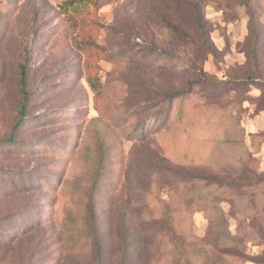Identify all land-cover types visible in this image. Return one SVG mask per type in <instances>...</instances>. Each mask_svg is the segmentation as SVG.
<instances>
[{"label": "rangeland", "instance_id": "obj_1", "mask_svg": "<svg viewBox=\"0 0 264 264\" xmlns=\"http://www.w3.org/2000/svg\"><path fill=\"white\" fill-rule=\"evenodd\" d=\"M0 264H264V0H0Z\"/></svg>", "mask_w": 264, "mask_h": 264}, {"label": "trees", "instance_id": "obj_2", "mask_svg": "<svg viewBox=\"0 0 264 264\" xmlns=\"http://www.w3.org/2000/svg\"><path fill=\"white\" fill-rule=\"evenodd\" d=\"M248 80H250V79H248ZM20 83H21V89L23 92V96L25 98L26 97V93H25L26 91H25V70H24V68L21 70ZM23 116H24V104L21 105L19 108L17 120H16V123L14 125L15 127H18L20 125V122L22 121ZM12 139H13V137L11 135L5 138V140H7L9 142L12 141ZM185 175L188 177H193V178L208 179L213 183L225 182L222 179H218L217 177H214V176H207V175H201V174H191V173H186Z\"/></svg>", "mask_w": 264, "mask_h": 264}]
</instances>
